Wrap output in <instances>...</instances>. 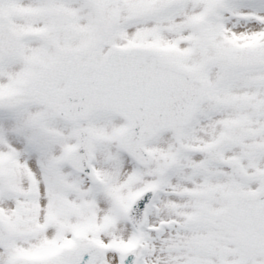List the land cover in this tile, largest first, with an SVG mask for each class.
I'll use <instances>...</instances> for the list:
<instances>
[{"label": "snow or ice", "instance_id": "obj_1", "mask_svg": "<svg viewBox=\"0 0 264 264\" xmlns=\"http://www.w3.org/2000/svg\"><path fill=\"white\" fill-rule=\"evenodd\" d=\"M0 264H264V0H0Z\"/></svg>", "mask_w": 264, "mask_h": 264}]
</instances>
